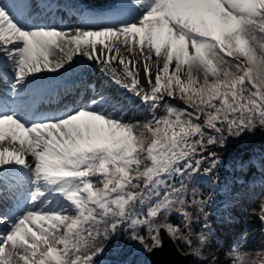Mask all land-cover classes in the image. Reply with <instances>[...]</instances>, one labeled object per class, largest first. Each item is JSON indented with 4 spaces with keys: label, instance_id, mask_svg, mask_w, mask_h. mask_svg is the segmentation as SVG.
<instances>
[{
    "label": "snow or ice",
    "instance_id": "obj_1",
    "mask_svg": "<svg viewBox=\"0 0 264 264\" xmlns=\"http://www.w3.org/2000/svg\"><path fill=\"white\" fill-rule=\"evenodd\" d=\"M121 7L136 10L132 20L90 17L81 27L58 29L27 26L0 3V71L11 65L14 94L26 92L37 74L57 72L82 55L109 68L122 65L131 78L123 87L152 114L146 122L127 121L118 101L103 94L34 120L0 102V172L19 166L33 185L30 207L16 216L0 213L7 227L0 233V264H94L103 251L97 238L125 221L133 229L148 226L151 247L133 234L146 251L161 247V226L150 218L178 206L184 227L191 224L185 185L170 178L199 172L206 145H222L225 131L238 136L264 126V0H130ZM141 57L148 92L138 87ZM177 96L194 110L166 102ZM162 103L164 115L157 116ZM208 157L214 165L215 154ZM192 196L197 203L194 190ZM145 205L141 218L137 209ZM163 228L173 237L180 231ZM229 255L231 264H248L251 254L234 249Z\"/></svg>",
    "mask_w": 264,
    "mask_h": 264
},
{
    "label": "trees",
    "instance_id": "obj_2",
    "mask_svg": "<svg viewBox=\"0 0 264 264\" xmlns=\"http://www.w3.org/2000/svg\"><path fill=\"white\" fill-rule=\"evenodd\" d=\"M257 52L258 54L260 53L259 48H257ZM228 59L232 60L233 58L228 57ZM148 91H150V87L146 89V92ZM113 96L122 103L125 101V98H123L124 101L121 99V94L118 95L116 93ZM166 102L178 108L188 107L189 111L194 110L193 107L187 106L178 96L174 99L166 97ZM126 107L127 121L146 122L152 118L148 106L132 109L129 112L128 109L131 105L126 103ZM156 115H164L163 103L156 110ZM199 122L203 124V119ZM223 134L226 139L222 145L220 143L206 145L203 152L206 159L202 162L199 172L190 175L186 174L183 177L176 175L170 178L169 183L180 187L183 181L185 185L187 203L184 211L189 214L191 220L196 218L198 221V226L194 230L197 232L198 239L194 240L193 248L198 250L203 245L201 230H210L208 226L203 227V223L213 221L220 223L230 217L241 219L243 221V230L235 237L238 249L251 254L246 257L248 264H253V262L258 264V260L264 256V234L260 229H257L255 235L248 238L249 231L256 229L261 223L259 221V213L250 210L249 204L252 203L255 207L264 205V126L257 123L253 131H245L238 136H231L226 131ZM208 153L215 154L214 165L212 158L208 157ZM207 168L212 170L205 172L204 169ZM141 183L143 181L139 182V184ZM193 190L195 191L197 203H192ZM236 196L244 198V202H239ZM234 197L237 200L232 201ZM143 209V212H140L141 218L146 216L147 213L146 209ZM173 209H177L178 212L172 210L171 214L168 215L167 223L174 227L179 226L183 234H189L191 224L186 229L184 227V217L180 214L179 207L176 206ZM116 231L117 234H114L112 241L111 239L105 241L104 245H106L107 251L119 258L127 255L128 264H138L139 253L135 246L139 241L133 238V234L135 232V234L144 237V239H148L150 236L149 229L145 225L135 229L131 226L127 228L121 226L117 227ZM188 236L190 237V235ZM220 237L221 235L216 239L217 243H220ZM178 243L183 250H188L186 242L179 239ZM258 253L260 255H257ZM123 259L126 260V258ZM143 262H146L144 257ZM103 263L111 264L108 260H103Z\"/></svg>",
    "mask_w": 264,
    "mask_h": 264
},
{
    "label": "rangeland",
    "instance_id": "obj_3",
    "mask_svg": "<svg viewBox=\"0 0 264 264\" xmlns=\"http://www.w3.org/2000/svg\"><path fill=\"white\" fill-rule=\"evenodd\" d=\"M81 1L83 2L86 1L87 4L89 5L88 7L95 8L93 5L90 4L91 2L89 0H81ZM72 2L73 4H81L79 0H74ZM8 3H10V1H8ZM100 7L101 6L98 5L97 8H100ZM82 8H87V7H82ZM31 9L32 8H29L26 10V15L23 19L24 21L21 23L27 25V23L31 22L37 17V13L35 12L28 14ZM88 10L90 9H86L85 11H88ZM13 12H15L14 14L18 15L22 11L17 9L16 11H13ZM55 14L58 16L61 22L60 26H58V28L61 27L60 29H71L74 27V25H76L79 19L84 17V13L73 11L69 9L68 7L65 9L64 7L57 9ZM110 18L111 17H106L108 23H117V22H114L115 20H110ZM70 19H71V22L69 24V21L67 20H70ZM132 19L133 18L131 17H126L125 21H130ZM123 54L125 56H128L127 52H124ZM50 59L56 60V59H59V56L50 57ZM153 59H155L154 54H153ZM143 62H144L143 57H141L140 64L136 65V68L140 69L137 78L140 81L138 87L141 89L150 87V85L147 83V77L145 76V73L143 71V67H142ZM73 63H74V66L72 67L71 70H69V68H71V64L65 65V68L68 69L67 71H69L67 73V76L70 77L72 80H74L78 75L85 74L87 78L84 84L75 87L76 90H71L69 94L66 93L62 96H59L58 97L59 104L56 109L49 110L48 108H46L43 110H38L37 115H40L41 113H45L47 115L50 114V116L59 115L64 110L65 106L74 107V106L80 105L82 104V102H87L88 100L94 98L95 96L99 94H103L104 96L108 97L110 100L118 101V107L122 109L119 112V115L123 117V119H125L127 116V109L118 99H116L113 96L114 94L117 93L118 95L121 94L122 96H124L127 103H130L133 108H136L139 105H142L139 97H137L135 94L131 93L130 91L126 90L123 87V85L131 83V78L126 75V73L123 70V66L120 65L117 61L112 62L111 68H109L108 66L102 63L98 64L95 61L89 60L87 58L81 60L80 62L75 60ZM129 67L132 68L133 71L136 70V68H133L131 64L129 65ZM5 69L11 73V65L8 64ZM111 69H115V72H113ZM156 71H157V66L155 64H152L151 79L153 83L155 80ZM6 79H9L8 76L6 74H1L0 87L1 85H4L6 83V81H4ZM115 79H118L120 83L114 82ZM0 89H3V88H0ZM7 102H8L7 105L12 106V103L10 102V100H8ZM25 112L26 111H22V110L19 111L22 117L25 116ZM28 160L29 162H31V157H28ZM98 187H102V185H98ZM139 188H143V183L139 184ZM139 188L137 190H139ZM32 190H33V185H32L31 174L28 172L27 175H25V177L22 180H20V182L19 180H16L13 186L7 187L4 192L0 193V213L8 214L9 216L19 215L26 207H30L29 205L26 204V198L29 196ZM54 196L55 194H53V197ZM236 198L238 197L236 196ZM236 198L234 197L232 201L237 200ZM238 199H239V202L241 203L244 202V198L240 197ZM133 206L134 205L130 203L129 207H133ZM137 211L140 212L141 210L138 208ZM166 218H167L166 213L164 211H161L157 217L150 218V219L153 225H159L162 222L164 223ZM45 227H47V224H45ZM100 227H101V230H103L105 225L101 224ZM139 227L140 226H138V228ZM226 227L229 229V226H226ZM6 231H7V227L4 225H0V233L6 232ZM216 232L219 233L218 227H216ZM113 234L114 232H110L107 238L113 237L114 236ZM104 241H105V238L103 237L97 238L98 244L102 246H104ZM207 245L211 247V249L216 248L217 252L214 257V254H212L211 252L212 250L205 251L202 261H204L205 259V262L208 263L211 261L210 259H212L214 262H216V264H220L221 262H226V264H231L230 261L232 260V257L229 255V253L232 252L234 249H236V246L235 244L230 243L228 241V238L224 240L222 247H220V246L215 245V241L210 235L207 237ZM107 252L103 248V251L94 258V264H97L99 260V256ZM139 253H140V256H145L144 244L141 246V250ZM208 253H210V257L205 258L206 254ZM202 263L203 262L199 264H202Z\"/></svg>",
    "mask_w": 264,
    "mask_h": 264
},
{
    "label": "bare ground",
    "instance_id": "obj_4",
    "mask_svg": "<svg viewBox=\"0 0 264 264\" xmlns=\"http://www.w3.org/2000/svg\"><path fill=\"white\" fill-rule=\"evenodd\" d=\"M10 1V3H8ZM0 0V3L8 4L13 11L21 10L22 12L17 15V18L23 22L24 17L26 15V10L32 8L28 14L32 12L37 13V17L32 20L31 22L27 23V26H45V27H54L58 28L60 26V20L58 16L55 14L56 10L64 7L69 8L73 11L78 10L76 6L71 4L68 0ZM110 2V5L105 8L102 12L105 14H110L112 17L110 20H115L114 22H121L125 21L126 17L133 18L136 14V10L134 8L125 9L121 7L123 4H128L130 1L128 0H107ZM26 5V6H25ZM63 5V6H62ZM66 6V7H65ZM122 12V13H121ZM15 13V12H14ZM121 13V14H116ZM92 14V15H90ZM90 17H99L100 22L108 23L106 19V15H101L99 11H86L84 13V17L79 19V21L74 25L73 28L81 27ZM69 24L71 22L70 20ZM72 24V23H71ZM64 27V26H63ZM61 28V27H60ZM58 28V29H60ZM84 56H79L75 58L78 62L85 59ZM74 60V61H75ZM10 65V64H9ZM74 66V63H71V68ZM65 67L63 69L58 70L57 72H46L37 74L36 79L32 82L31 87L24 93H21L19 96L14 94L10 87H9V79H6V83L1 85L0 88V97L5 98L6 100H10L12 103V108H14L18 113L19 111H26L25 112V119L31 117L32 120L40 119L42 117L50 116V114L42 113L37 115L36 112L38 110H42L43 108H48L49 110L56 109L59 104V96L64 94H69L71 90H76L75 87L83 85L86 81V75L80 74L78 75L71 83L67 84L66 79L62 80L61 84L56 87H50L45 82L54 79L57 76L63 78V74L67 75L69 71H67ZM8 78L10 77L11 73L7 72ZM70 78V77H68ZM3 93V94H2ZM7 96V97H6ZM46 99V100H45ZM21 115V114H20ZM8 142L5 141L3 143L4 146H8ZM27 170H22L17 166L16 169H5L3 172H0V175L3 177L5 181L13 183L12 180L18 178L19 182L22 180L25 175H27ZM1 187V186H0ZM1 190V188H0Z\"/></svg>",
    "mask_w": 264,
    "mask_h": 264
},
{
    "label": "water",
    "instance_id": "obj_5",
    "mask_svg": "<svg viewBox=\"0 0 264 264\" xmlns=\"http://www.w3.org/2000/svg\"><path fill=\"white\" fill-rule=\"evenodd\" d=\"M162 246L153 248L150 252L151 264H190V254L183 253L177 246L175 240L160 228Z\"/></svg>",
    "mask_w": 264,
    "mask_h": 264
}]
</instances>
